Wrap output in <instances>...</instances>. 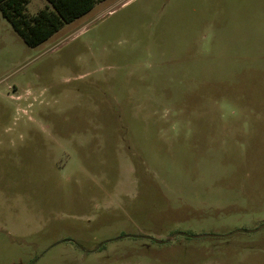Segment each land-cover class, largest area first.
Masks as SVG:
<instances>
[{
	"label": "rangeland",
	"instance_id": "1",
	"mask_svg": "<svg viewBox=\"0 0 264 264\" xmlns=\"http://www.w3.org/2000/svg\"><path fill=\"white\" fill-rule=\"evenodd\" d=\"M0 264H264V0L0 10Z\"/></svg>",
	"mask_w": 264,
	"mask_h": 264
},
{
	"label": "trees",
	"instance_id": "2",
	"mask_svg": "<svg viewBox=\"0 0 264 264\" xmlns=\"http://www.w3.org/2000/svg\"><path fill=\"white\" fill-rule=\"evenodd\" d=\"M48 1L52 9H41L36 15L26 12L29 0H0V10L27 44L37 46L87 13L99 0Z\"/></svg>",
	"mask_w": 264,
	"mask_h": 264
},
{
	"label": "crops",
	"instance_id": "3",
	"mask_svg": "<svg viewBox=\"0 0 264 264\" xmlns=\"http://www.w3.org/2000/svg\"><path fill=\"white\" fill-rule=\"evenodd\" d=\"M48 1V0H47ZM105 1H108V0H99V1H97V3L95 4V6L91 9V10H89L87 13H89V12H91L92 10H94V8L96 7V5H98V4H100V3H102V2H105ZM30 3V0H29V2H28V4ZM48 5L47 4H45V7H42V8H39V10L37 11V13L41 10V9H44V8H50V9H52V5H51V3L48 1ZM27 4V5H28ZM26 9H27V7H26ZM36 13V14H37ZM87 13H85L84 15H86ZM36 14H33V15H36ZM30 15V14H29ZM84 15H82V16H84ZM81 16V17H82ZM80 18V17H79ZM79 18H77V19H79ZM77 19H75V20H77ZM75 20H73V21H75ZM72 21V22H73Z\"/></svg>",
	"mask_w": 264,
	"mask_h": 264
}]
</instances>
